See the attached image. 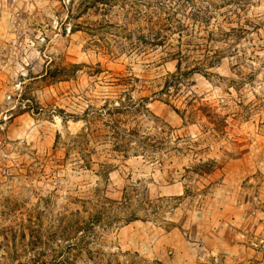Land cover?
<instances>
[{"label":"rangeland","instance_id":"374dc122","mask_svg":"<svg viewBox=\"0 0 264 264\" xmlns=\"http://www.w3.org/2000/svg\"><path fill=\"white\" fill-rule=\"evenodd\" d=\"M81 1L0 0V264L70 243L68 264H264V0H210L213 27L248 32L167 94L178 35L109 54ZM125 196L140 219L97 222L99 200Z\"/></svg>","mask_w":264,"mask_h":264},{"label":"trees","instance_id":"16d2710c","mask_svg":"<svg viewBox=\"0 0 264 264\" xmlns=\"http://www.w3.org/2000/svg\"><path fill=\"white\" fill-rule=\"evenodd\" d=\"M76 0H71L74 5ZM173 0H82L85 9L95 8L102 16V20L91 22L84 26L89 33L97 35L98 39L92 43L98 48L106 50L109 54H131L147 53L159 47L171 44V39L177 37V49L171 53L173 59L178 60V71L169 74L160 93H168L173 86H179L189 79L193 73H201L205 76L213 74L208 70L220 63L228 51L229 47H215V41H226L231 32L247 31L241 25L231 26L228 30L219 24L215 27L211 24L214 18L212 8L217 5L210 0H195L198 2L208 1L207 5H197L194 0H176L179 7L187 6L193 2V16L197 24L185 23L176 15L178 7L174 6ZM237 3L246 4L248 0H231ZM115 10V21L109 19L112 11ZM77 27L81 25L76 24ZM196 27L202 32L197 34ZM186 64V69L182 65ZM236 84L241 83L235 81ZM144 100V99H143ZM85 202V201H84ZM87 202V201H86ZM92 203L91 201H89ZM88 203V202H87ZM150 207L158 208L153 201L149 202ZM99 217L97 222H101V215L108 211H113L116 220L122 219L125 222L140 219L128 196L124 201H110L106 197L97 203ZM117 211V213H116ZM123 211L124 215L119 212ZM110 214V213H109ZM76 249L75 243L67 245L65 252ZM89 252H92L89 249ZM63 253V254H64ZM54 258L52 261L32 264H68V259H63L64 255ZM24 264V263H23ZM27 264V263H25ZM77 264V263H70Z\"/></svg>","mask_w":264,"mask_h":264}]
</instances>
